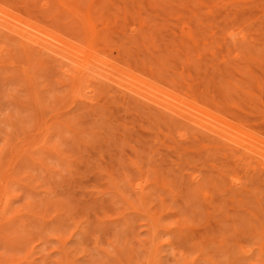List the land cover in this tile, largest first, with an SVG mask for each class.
Here are the masks:
<instances>
[{"label":"rangeland","instance_id":"374dc122","mask_svg":"<svg viewBox=\"0 0 264 264\" xmlns=\"http://www.w3.org/2000/svg\"><path fill=\"white\" fill-rule=\"evenodd\" d=\"M0 11V264H264V0Z\"/></svg>","mask_w":264,"mask_h":264},{"label":"bare ground","instance_id":"6f19581e","mask_svg":"<svg viewBox=\"0 0 264 264\" xmlns=\"http://www.w3.org/2000/svg\"><path fill=\"white\" fill-rule=\"evenodd\" d=\"M1 12V11H0ZM4 13V15H5V12H3ZM7 14V13H6ZM7 16H8V14H7ZM14 18V17H13ZM1 19H3V17H1ZM10 21H11V19H12V17L10 16ZM13 20V19H12ZM17 21V20H16ZM19 23V22H18ZM10 24H11V22H10ZM13 24V23H12ZM16 24V23H15ZM29 24V23H28ZM27 24V25H28ZM29 25H31V24H29ZM2 26V25H1ZM11 26V25H10ZM14 26H16L17 27V25H14ZM14 26H12V27H10V28H12L13 29V31H15L16 30V32L18 33V31H17V29L15 28L14 29ZM5 27V26H4ZM7 28H8V26H6ZM29 27H34V29L37 31L38 30V32H40V35H39V33L38 32H36V31H34L33 30V28H29ZM9 28V29H10ZM24 28H26L27 29V27H24ZM4 29V28H3ZM11 29V30H12ZM18 29H20L19 30V33L18 34H20V31L22 32L21 33V35L23 36V37H25V38H28L29 40H31L32 41V44H33V42H34V44L36 43L38 46H42V47H45V48H47L50 52H52L55 56H57V55H60V57L62 56L63 58H66L67 60H69L71 63H77V58H78V55L76 54V53H71L72 51H69L70 53H66V52H63V50L61 49V48H59L60 47V43H59V40H50V41H52V42H54L53 44H55L56 45V43L58 44L57 46H55V45H53V44H50V42H49V40H47V42H49V43H47L46 42V40H44V42H42L43 40H42V38L41 37H43V38H45L44 37V35H45V33L46 32H44L43 30H41L39 27H36V26H28V29H27V31L29 30V29H31V31L29 30V34L28 35H26V34H24V33H26V31H25V29H22V28H20V27H18ZM7 30V29H6ZM25 32H24V31ZM32 30H33V32H32ZM0 31H2V29L0 28ZM4 32V31H3ZM35 32V33H34ZM42 32L44 33V34H42ZM90 32V31H89ZM37 33H38V35H37ZM43 35V36H42ZM89 35H91V33H89ZM46 36H48V34L46 33ZM46 38H49V37H46ZM26 40V39H25ZM42 40V41H41ZM19 41H20V39H19ZM58 41V42H57ZM62 43V42H61ZM63 44V43H62ZM59 46V47H58ZM65 46V45H64ZM32 47H34V46H32ZM68 50V49H67ZM41 52H42V49H41ZM77 56H76V55ZM59 56L58 57H56L57 59L58 58H60ZM54 58V57H53ZM55 59V58H54ZM56 59V60H57ZM62 59V58H61ZM80 59H81V57H80ZM66 60V61H67ZM68 62V61H67ZM79 62L80 61H78V64H79ZM84 64H86L87 66H88V63L87 62H83ZM82 62H80V64H83ZM74 64V65H75ZM79 64V65H80ZM102 64V63H101ZM90 65V64H89ZM73 66V65H72ZM82 66H84V65H82ZM86 66V68H88ZM90 68V67H89ZM95 68V67H94ZM93 68V69H94ZM101 69H102V67H101ZM83 73V72H82ZM84 75H85V73H84ZM78 78V77H77ZM105 78V77H104ZM79 80V79H78ZM157 103V102H156ZM165 105V104H164ZM169 106V105H168ZM167 106V107H168ZM168 108H170V107H168ZM217 129H218V127H216ZM222 128V127H221ZM224 129V128H223ZM221 130V129H220ZM213 131H216V129L214 130L213 129ZM217 132V131H216ZM226 132V131H225ZM217 133H219V132H217ZM219 134H221V133H219ZM225 134L226 133H224V135L223 136H225ZM228 134L230 135V134H232L230 131H228ZM225 136V138H228V139H230L231 141H235V139H233L232 137H230V136H232V135H230V136ZM235 142H238L239 143V141H235ZM248 143V142H247ZM245 144V143H244ZM248 144H250V143H248ZM251 145V144H250ZM250 145L248 146V145H242V146H245L246 147V149L248 150V149H252L251 147H250ZM255 146V145H254ZM244 147V148H245ZM254 149V148H253ZM255 150V149H254ZM257 152V151H256ZM260 156V155H259ZM3 188H4V186H2V188H1V191L3 190ZM4 205L6 204V202L4 201V203H3ZM3 205V206H4ZM5 207V206H4Z\"/></svg>","mask_w":264,"mask_h":264}]
</instances>
